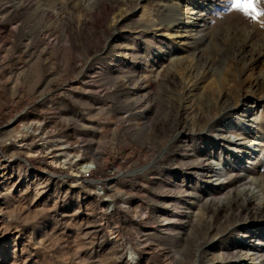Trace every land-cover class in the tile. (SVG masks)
I'll use <instances>...</instances> for the list:
<instances>
[{
	"label": "rangeland",
	"instance_id": "obj_1",
	"mask_svg": "<svg viewBox=\"0 0 264 264\" xmlns=\"http://www.w3.org/2000/svg\"><path fill=\"white\" fill-rule=\"evenodd\" d=\"M235 3L0 0V264H264V17Z\"/></svg>",
	"mask_w": 264,
	"mask_h": 264
},
{
	"label": "snow or ice",
	"instance_id": "obj_2",
	"mask_svg": "<svg viewBox=\"0 0 264 264\" xmlns=\"http://www.w3.org/2000/svg\"><path fill=\"white\" fill-rule=\"evenodd\" d=\"M236 8H243V11L249 15L252 19L259 20L264 17V0H236L233 5Z\"/></svg>",
	"mask_w": 264,
	"mask_h": 264
},
{
	"label": "bare ground",
	"instance_id": "obj_3",
	"mask_svg": "<svg viewBox=\"0 0 264 264\" xmlns=\"http://www.w3.org/2000/svg\"><path fill=\"white\" fill-rule=\"evenodd\" d=\"M198 13H199V11L198 10H194V12L193 13H191V15H190V17H189V19L187 20V19H185L184 17L181 19V22L184 24V23H187L188 22V24L190 23H196V22H198V19H199V15H198ZM22 146H24V144H22L21 145V147ZM38 148V147H37ZM57 160H59V158H57ZM65 162V161H64ZM83 167H88L87 165L86 166H83ZM246 179H247V177H246ZM253 202V201H252ZM251 203V202H250ZM249 204V203H248ZM252 204V203H251ZM255 205V204H254ZM0 251H1V248H0Z\"/></svg>",
	"mask_w": 264,
	"mask_h": 264
},
{
	"label": "built area",
	"instance_id": "obj_4",
	"mask_svg": "<svg viewBox=\"0 0 264 264\" xmlns=\"http://www.w3.org/2000/svg\"><path fill=\"white\" fill-rule=\"evenodd\" d=\"M40 126L41 125H29V126H27V128L25 129V132H27L28 134H35V132L36 133H38V131L37 130H35V128H40ZM95 166L93 165V166H91V165H89L88 164V169L86 170L87 172H89V171H91L93 168H94Z\"/></svg>",
	"mask_w": 264,
	"mask_h": 264
}]
</instances>
